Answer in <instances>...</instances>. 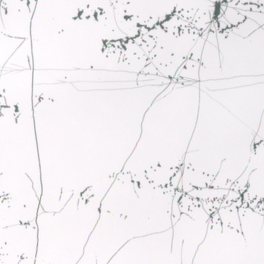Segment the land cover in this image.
Instances as JSON below:
<instances>
[{"label": "snow or ice", "instance_id": "6c2138e0", "mask_svg": "<svg viewBox=\"0 0 264 264\" xmlns=\"http://www.w3.org/2000/svg\"><path fill=\"white\" fill-rule=\"evenodd\" d=\"M0 264H264V0H0Z\"/></svg>", "mask_w": 264, "mask_h": 264}]
</instances>
